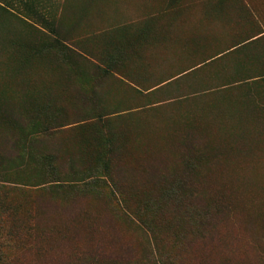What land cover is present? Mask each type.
I'll use <instances>...</instances> for the list:
<instances>
[{
    "label": "rangeland",
    "instance_id": "rangeland-1",
    "mask_svg": "<svg viewBox=\"0 0 264 264\" xmlns=\"http://www.w3.org/2000/svg\"><path fill=\"white\" fill-rule=\"evenodd\" d=\"M38 16L93 52L122 44L118 69L140 88L116 74L84 79ZM256 74L264 0H0V151L15 132L6 111L28 131L68 123L38 153L52 151L60 172L73 158L117 184L47 183L56 179L36 151L30 168L0 167V201L14 208L0 264H109L94 256L113 252L130 264H264V80L233 84Z\"/></svg>",
    "mask_w": 264,
    "mask_h": 264
},
{
    "label": "trees",
    "instance_id": "trees-1",
    "mask_svg": "<svg viewBox=\"0 0 264 264\" xmlns=\"http://www.w3.org/2000/svg\"><path fill=\"white\" fill-rule=\"evenodd\" d=\"M35 19L41 21V23L45 25L44 30H46V32L50 34L49 37L46 35L45 37H46L47 42L51 45V47L57 49L59 53L62 55L63 54L65 56L70 55L80 61V64L78 63L79 69H80L79 73L81 76L84 77V79L91 80V78H93L94 80H96L95 78H97L98 81L100 79L107 80L109 78H116L115 77V74H116L120 76L122 79L127 80L129 83L140 88L135 82L127 79V77L125 78V76H122L121 75L122 70L118 69L119 66H121V68L124 67V65H126L128 61L127 53H124V54L122 53L123 48H124L122 44H119L118 46L120 48L119 53L116 52L115 50H109V53L93 52L91 49L82 46L81 42L79 43V42L72 41L69 43L67 40H64L60 36L57 30V27L53 22L45 18H40V16L35 17ZM90 74H93L91 75L92 77L90 76ZM175 77L168 78L165 81L160 82L158 85L152 86L151 88H147L146 90H144L145 92H149L146 94V97L156 94L158 92L162 93L163 90L165 92L170 91L171 86L177 84L183 78L182 76L178 79L173 80ZM237 77L238 78L233 82V84L249 83L250 81H253L254 79L264 80V75L262 74L261 75L256 74V75H252L248 77H242V75H239ZM120 82L124 83L122 80H120ZM138 82L140 83V80H138ZM162 84H165V85H162ZM158 86L160 87L157 88ZM139 93L143 94V92H139ZM3 117H4V120L7 122V125L9 126V128H14L15 132H13V135L7 138L6 140H4V142L2 143L3 149L0 151V167H4V166L6 167V166H12V165H23V164L24 165L26 164V166L31 167L32 164L30 162V159L33 157V151H36L38 153V151L42 150L40 149V145L44 144L45 142L44 140H47L46 139L47 137H51L53 133L59 131L60 128L70 125L68 123L58 124V123H55L54 121L51 125H49V123L48 125L43 124V126H41L39 130H36L37 129L36 124H35L36 122L35 120H32V127L36 131H28L26 127H22L25 120L22 119L21 117H18V115L14 113L13 111H6L3 114ZM96 117L99 118V120L97 119L99 121L98 124H100L101 127H103V125H105L107 120L101 117L100 114H98ZM76 121L77 120H75V122H72L71 124L76 123ZM22 132H24V134H27V135L21 136L20 133ZM104 133L105 132L103 131V134H102V136L104 137L103 146L107 147V145L109 144L108 152L111 155H114L116 148L110 142V139H113L114 135H112L111 132L108 134L107 133L104 134ZM184 145L186 148H189L191 151H194L195 149L194 144L189 140H186ZM44 150H46L47 153H44V154L38 153L39 155L35 154V156L36 158L42 159L44 163L49 165L50 167L49 173L50 174L52 173V176H54L56 179V180H52L51 182L49 181L47 183H55L57 185L63 186V185H66L64 183L75 184L79 182L84 185L85 189L91 188V187L95 188L99 186H104L106 184L111 185L113 181H114L115 186L117 185L115 180H113V177H114L113 174L108 173V176L104 177V179H106L108 183L107 181L104 182L102 180L103 178H101V176L99 175L98 170L95 171L94 168L86 169L85 167L83 168H81L80 166L78 167L77 163L74 161L73 158H70L68 160L69 171L67 173L60 172L59 166L62 167L60 162H58L59 166L55 164L56 161H59V159H56L53 156L52 151L47 150V149H44ZM189 185H190L189 178H186L181 184L182 187L183 186L189 187ZM12 209L14 208L11 205H9L5 199L0 201V248H3V242L1 244V232H3V230L5 231L4 226H3V218L4 216H9L11 219L14 220V217L11 216ZM142 224L148 225L147 223H144V222H142ZM17 228H18V225L16 222L12 225V228H9V230L7 231L5 235V240L6 238H13L15 236L14 231ZM128 253L118 254V253L113 252L106 258H101L100 255H98V256H94V259L108 261L109 264L116 263V262H119L121 264H130L132 263V261L127 262L126 260H123L126 257L123 255H127ZM103 256L105 257L106 255H103Z\"/></svg>",
    "mask_w": 264,
    "mask_h": 264
}]
</instances>
